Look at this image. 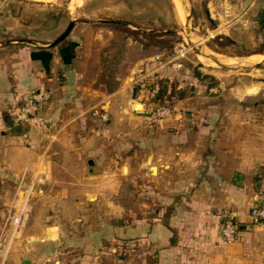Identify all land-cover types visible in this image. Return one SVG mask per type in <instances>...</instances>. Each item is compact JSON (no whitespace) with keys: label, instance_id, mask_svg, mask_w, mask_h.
<instances>
[{"label":"crops","instance_id":"crops-1","mask_svg":"<svg viewBox=\"0 0 264 264\" xmlns=\"http://www.w3.org/2000/svg\"><path fill=\"white\" fill-rule=\"evenodd\" d=\"M207 1L213 5L215 0ZM218 2L234 13L228 22L234 26L232 42L262 39L264 0ZM13 6L11 0H0V206L7 205L4 219L0 210V231L7 226L0 264H20L22 259L29 264H264V222L252 225L247 215L255 177L264 170V103L240 95L225 99L221 92V98L192 97L195 100L191 99L182 112L174 106L183 99L170 95L169 82V99H177V104L170 107V115L157 121L155 129L142 126V134L134 141L145 155L137 167L135 209L128 204L131 194L112 195L110 199L120 202V223L97 228L83 213L84 206L102 201L99 194L85 195V191L67 187L85 184L79 178L81 164L47 159L48 136H58L61 146L57 150L62 152V147H71L60 139L67 134L72 137L73 129H79L87 119L100 121L99 110L117 115L120 123L129 121L116 110L120 104L116 98L126 92L134 71H141L138 77L151 70L156 77L170 79L182 76L181 70L170 63L155 62L152 56L139 57L128 73L106 86L96 80L90 66L94 62L99 65V52L88 50L85 55L79 50L76 22L68 38L46 47L63 28L49 24L47 17L19 16ZM206 21L205 29L209 23L215 25V34L207 31L206 38L222 33L218 21L209 15ZM244 30L246 38L241 37ZM93 39L98 41L100 36ZM236 52H212L215 66L200 63L219 74V68L239 72L242 67L248 70L254 66L251 60L255 53ZM148 58L152 59L151 69L144 70ZM224 75L217 76L216 91L238 94L240 89L251 87ZM189 79L193 92L202 89L196 75L191 73ZM42 92L48 94L39 101L46 126L20 114L23 101ZM69 102L74 107L69 108ZM140 104L136 109L147 111L145 103ZM64 110H71L72 115H65ZM133 112L130 114L136 115ZM112 124L91 128L92 135L112 136ZM92 151L91 155L97 154L96 148ZM88 160L90 171L100 170L96 157ZM71 169L76 170L75 176ZM53 170H58L60 177L54 176ZM99 175H94L91 184L101 180ZM31 185V209L24 225L10 238V204ZM219 211L229 212L238 225L249 228H239L234 241L222 243Z\"/></svg>","mask_w":264,"mask_h":264},{"label":"rangeland","instance_id":"rangeland-1","mask_svg":"<svg viewBox=\"0 0 264 264\" xmlns=\"http://www.w3.org/2000/svg\"><path fill=\"white\" fill-rule=\"evenodd\" d=\"M11 2L19 16L47 17L49 24H57L60 29L65 28L70 18L75 19L74 32H76V38L81 41L79 50L84 51L85 55L88 50L99 52L100 71L95 72L98 68L95 62L90 66L94 70L93 73L97 74L96 80L105 83L106 86L114 85L115 77L128 73L139 57L152 56L155 62L170 63L181 70L182 76L170 79L165 77L166 82L168 84L170 82L169 91L172 97L176 98L182 93L183 100L174 106L175 110L184 112L187 104L195 100L192 97L198 96L203 99L204 96L218 95L221 98L219 95L221 92L225 99L240 95L251 100L258 99L264 103V29L261 30L263 40L243 39L232 42L230 32L234 26L228 22L233 18L234 13H231L223 5L221 6L218 0H215L213 5L207 4V0H43L41 2L11 0ZM206 15L219 22L218 29H221L222 33H217L218 35L212 38L205 37L209 33L215 34V25L213 28L209 26L208 29H205ZM187 18L190 19L189 23L191 24H189L190 28L185 29L184 34L188 36L190 45L193 47L192 50L186 49L188 46L185 44L183 34L173 31L184 28ZM224 26H228V29L223 30ZM70 32L63 40L68 38ZM199 32L203 34L199 35ZM244 32L242 38L247 37V31L244 30ZM95 35L100 36L98 41L93 39ZM194 50L200 53L196 56ZM236 51L244 55L255 53L251 60V64L254 66L248 70H242L244 68L242 67L239 72L219 68V74L200 63L201 61L215 66V62H212L210 58L215 56L212 52L226 54L237 53ZM154 54L158 56L156 55L155 58ZM145 62L147 65L144 66V70L146 68L150 70L152 59L148 58ZM140 72H133L132 79H129L130 86L125 89L124 96L120 95V99L116 98L120 102L116 110H121L122 115L129 118V121L120 123L116 120L117 115L109 116L103 110H99L97 116L100 121L93 122L91 119H87L80 128L78 127L79 129H73L72 137H70L71 134H67V137L60 139L64 145L71 147L70 149L62 147V152L57 150V147L61 146L58 136L55 137L56 134L48 136L49 144H51H48L47 159H60L71 163L78 161L81 164V169L78 170L79 178H82L85 184H70L67 187L78 188L80 192L85 191V195L95 192L99 194V199L102 201L98 200L99 204L97 203L96 206H84L83 215L86 216L84 218L88 219L89 224L94 223V226L100 229L120 223L118 217L120 202L110 199L112 195L119 197L120 195L125 196L126 193L131 194L132 200L128 204L129 207L135 209V182L139 177L137 167L142 156L145 155L134 141L142 134L139 130L142 126L147 130L155 129L157 121L162 119L154 116L158 107L173 108V105L178 102L177 99H169L167 84L162 100H156V104H151L156 90L155 77L151 70L143 77H138ZM191 73L196 75L197 81H200L202 85V89L197 93L193 92L192 87L188 85ZM239 73L240 75H238ZM222 74H225L227 80L233 76V80L239 78L240 81L251 85V87L246 90L240 89L238 94H233L230 91L227 93L225 89L216 91L215 83L219 81L217 76L221 77ZM143 78L146 79V82L143 81ZM133 86L136 87V93L134 98H131L130 90ZM126 94H129V98ZM134 102L145 103L147 109L145 112L149 115L145 117L131 115L130 112L135 110ZM68 104L69 108L74 107L70 102ZM64 111L65 115H72L71 110ZM137 111H142V109ZM112 122V136L105 137L101 133L92 135L91 128L102 129V126H108ZM85 126L90 127V130H83ZM95 148L97 154L91 155L90 152H93L92 150ZM101 148L103 151L100 152ZM83 150H85L84 153ZM94 157L101 162V168L92 172L88 169L86 160H93ZM99 171L102 178H99V176L101 177ZM70 172L75 176V169H71ZM52 173L54 176L60 177L58 170H53ZM94 175H99L97 179L101 180H96L91 184L94 181ZM5 208L7 209V205L0 206V210L4 212L2 219L7 215ZM105 209L107 213H105ZM5 229L7 226L2 227L0 231V249L6 243L2 241L6 237Z\"/></svg>","mask_w":264,"mask_h":264},{"label":"built area","instance_id":"built-area-1","mask_svg":"<svg viewBox=\"0 0 264 264\" xmlns=\"http://www.w3.org/2000/svg\"><path fill=\"white\" fill-rule=\"evenodd\" d=\"M212 36V35H210ZM186 44V43H185ZM188 47H186L187 49ZM189 49V48H188ZM48 98L46 92L38 94V96L32 95L23 101L20 108V114L23 118L31 120L38 126H46V120L40 114L39 101ZM170 108L167 106L158 107L154 113V116L158 119L165 118L170 114ZM31 186L27 191L15 198L10 204L9 211V226H10V238H12L24 225L27 219L28 213L31 209L30 205V191ZM219 236L221 242L228 244L235 240L238 233V224L234 220L233 216L227 211H219ZM248 220L252 225H256L264 222V170L258 173L254 180V190L249 201L248 206Z\"/></svg>","mask_w":264,"mask_h":264},{"label":"water","instance_id":"water-1","mask_svg":"<svg viewBox=\"0 0 264 264\" xmlns=\"http://www.w3.org/2000/svg\"><path fill=\"white\" fill-rule=\"evenodd\" d=\"M189 20H190V19L187 18V21H186V24H185V27H184V28L174 29L173 31H177V32L182 33L186 45L188 46V48H189L190 50H192L193 47L190 45V42H189L188 36H187L186 34H184V33L186 32L185 29H186V28H190V27H189V24H191V23H189ZM73 24H74V20H69V22L67 23V25L65 26V28L62 30V32H60V34H58V36H56L54 39H52L51 41L47 42L45 46H46V47H52V46H55V45H56L57 43H59L60 41H62V40L68 35V33L70 32V30H71ZM22 41H23V40H22ZM26 42H27V43H32L31 41H26ZM194 51H195V50H194ZM198 53H200V52H199V51H198V52L195 51V55H196V56L198 55ZM199 61H200V60H199ZM200 62H201V61H200ZM202 63H203V62H202ZM135 91H136V87L133 86V87L131 88V90H130V96H131V98H134V96H135ZM138 105L141 106L140 103L134 102V103H133V108L135 109V107L138 106ZM137 110H138V109H135L134 112H133V114H136V115H138V116H148V115H149L147 112H142V111H137ZM23 124H24V128H25V126L27 127V124H26L24 121H23ZM87 164L92 165L91 160H88V161H87ZM150 170L153 171V167H151ZM93 196H94V195H91V196L89 197V199H92ZM238 227H239L240 229H245V228L248 229V228H249V226H246V225H238ZM20 264H29V262H28L27 259H22L21 262H20Z\"/></svg>","mask_w":264,"mask_h":264},{"label":"trees","instance_id":"trees-1","mask_svg":"<svg viewBox=\"0 0 264 264\" xmlns=\"http://www.w3.org/2000/svg\"><path fill=\"white\" fill-rule=\"evenodd\" d=\"M209 26L211 28H213L214 25L209 23ZM155 75L156 74H154L153 77H155L154 80H155V84H156V90L154 92L155 94L153 95V101L162 100L163 95H164V91H165V89L167 87L166 85L168 84V82H166L165 78H162V77L159 78V77H156ZM143 81L146 82V79L143 78ZM179 96L181 97L182 93H180Z\"/></svg>","mask_w":264,"mask_h":264},{"label":"bare ground","instance_id":"bare-ground-1","mask_svg":"<svg viewBox=\"0 0 264 264\" xmlns=\"http://www.w3.org/2000/svg\"><path fill=\"white\" fill-rule=\"evenodd\" d=\"M178 3V2H177ZM138 106H140V105H138ZM138 106H136V107H138ZM136 107H135V109H136Z\"/></svg>","mask_w":264,"mask_h":264}]
</instances>
